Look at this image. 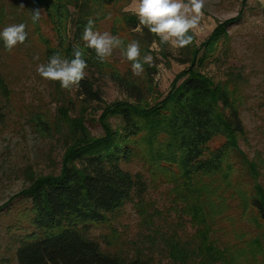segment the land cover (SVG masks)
Segmentation results:
<instances>
[{
    "label": "trees",
    "instance_id": "1",
    "mask_svg": "<svg viewBox=\"0 0 264 264\" xmlns=\"http://www.w3.org/2000/svg\"><path fill=\"white\" fill-rule=\"evenodd\" d=\"M128 2L0 0V31L8 26L6 18L19 9L18 18L31 28L45 64L56 52L72 59L73 46L79 44L88 64L85 71H101L106 62H99L94 50L84 48V27L89 18L96 25L119 14ZM246 3L243 0L242 4ZM36 11L40 19L33 22ZM241 16L240 12L219 23L194 50H181L183 62L189 65L160 100L143 103L146 94L142 95L143 88L135 80L111 72V78L138 102L117 101L105 107L99 118L103 135L80 139L66 152L57 176L38 178L20 193L28 202L23 211L24 232L16 239L17 264H125L120 256L102 247L94 229L108 225L128 202L136 200L138 206L148 188V178L168 175L174 181L181 212L195 228L190 239L177 235L165 238L167 257L173 263L264 264V184L258 181L255 163L238 145L244 128L237 98L199 69L214 57L219 41L227 44L228 27ZM119 17L131 29L140 26L129 14L120 13ZM0 44L4 45L2 39ZM148 68L146 65L145 70ZM78 88L88 97L97 95L86 77ZM109 117L118 118L115 128L105 125ZM37 121L45 124L42 119ZM219 138L222 141L216 142ZM135 162L143 170H131L129 166ZM234 173L241 181L236 191L240 197L238 220L257 230L248 237L243 230L229 233L225 229L227 233H222V222L227 219L229 226L234 218L225 215L228 204L216 205L212 200L217 189L230 186ZM245 181L246 189L241 184ZM244 189L248 195L241 194ZM126 264L151 263L134 258Z\"/></svg>",
    "mask_w": 264,
    "mask_h": 264
},
{
    "label": "rangeland",
    "instance_id": "2",
    "mask_svg": "<svg viewBox=\"0 0 264 264\" xmlns=\"http://www.w3.org/2000/svg\"><path fill=\"white\" fill-rule=\"evenodd\" d=\"M242 3L243 0H205L201 26L190 32L193 43L175 49L168 44H160L159 37L148 33L141 25L132 29L125 25L120 13L138 20L134 0H129L119 14L101 19L94 30L118 35L125 48L129 42L138 41L142 58L151 55L153 64L151 67L144 64V68L149 66L148 71L145 70L142 76H134L131 62L123 55V50L115 49L103 70L85 71V77L97 94L95 98L86 96L78 86L65 90L58 81L46 80L38 74L37 67L45 64V60L28 26L24 44H18L11 52L0 44V264H17L16 239L24 232L22 226L26 221L23 211L28 202L20 197V193L38 178L57 176L66 152L80 139L103 135L99 118L105 107L117 101L138 102L111 78V72L135 80L143 88L142 95L146 94L147 101L143 103L160 100L175 77L189 65L183 62L181 50H194L209 38L219 23L235 18L240 12L241 18L228 27L227 44L222 45L219 41L214 57L199 69L236 96L244 128L238 145L255 163L259 171L258 181L264 184V0H247L246 5ZM20 12L18 9L16 15L13 13L6 18L7 24H20ZM44 32L51 35L47 28ZM154 42L158 49H153ZM37 119H42L45 124H38ZM118 122L116 117L105 119L109 128H115ZM220 141L222 138L216 142ZM129 168L143 170L137 162ZM231 177L230 186L220 188L222 191L217 189L212 197L216 205L219 202L228 204L225 215L234 218L229 226L227 219L223 221L221 231L233 233V230H243L248 232L247 237L248 234L254 235L255 228L238 220L240 197L236 191H239L237 188L241 187V181L236 178V173ZM147 181L148 188L138 206L134 203L136 200L128 202L108 225L94 229L93 234L105 250L120 256L125 264L134 258L151 264H177L167 257L165 238L177 235L187 240L195 228L181 212L170 175L148 178ZM241 184L247 188L246 181ZM245 189L241 192L244 196L248 195Z\"/></svg>",
    "mask_w": 264,
    "mask_h": 264
},
{
    "label": "clouds",
    "instance_id": "3",
    "mask_svg": "<svg viewBox=\"0 0 264 264\" xmlns=\"http://www.w3.org/2000/svg\"><path fill=\"white\" fill-rule=\"evenodd\" d=\"M134 11L139 24L148 29L154 36L159 37L160 44H168L175 49H182L193 42L190 32L201 26L204 17L205 0H134ZM40 12L32 13L33 22L40 19ZM95 22L89 18L82 34L84 48L94 50L99 62L104 63L112 56L115 49H122L123 55L131 62V72L134 76H142L144 64H153L151 55L143 56L138 41H131L126 48L118 35L110 32L94 30ZM28 37L24 23L8 25L0 31V39L4 47L11 52L18 44H24ZM153 49H158L154 42ZM73 58H63L59 52L54 53L46 64H39L38 74L50 81H58L60 87L68 90L79 86L85 78L88 67L84 52L80 45L73 46ZM39 59V57H35Z\"/></svg>",
    "mask_w": 264,
    "mask_h": 264
}]
</instances>
